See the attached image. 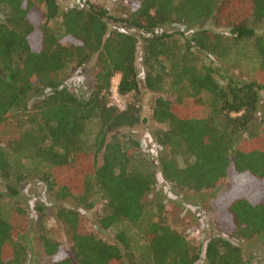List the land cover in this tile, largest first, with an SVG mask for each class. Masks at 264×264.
Listing matches in <instances>:
<instances>
[{
  "label": "trees",
  "instance_id": "trees-1",
  "mask_svg": "<svg viewBox=\"0 0 264 264\" xmlns=\"http://www.w3.org/2000/svg\"><path fill=\"white\" fill-rule=\"evenodd\" d=\"M207 20L187 35L158 32ZM262 22L264 0H127L117 14L89 2L61 10L58 0H0V125L15 115L21 121L19 136L0 144V178L15 183L0 190V264L27 260L30 219L17 183L31 179L61 202L55 210L35 206L50 264H252L239 243L264 235L263 199L243 191L219 203L227 230L195 246L167 220L163 193L147 196L159 178L198 192L246 174L264 188V132L242 136L264 90V35L255 31ZM239 43L253 48L262 80L230 74L227 57ZM93 57L92 84L79 94L67 85L68 68ZM116 75L123 108L111 103ZM145 93L155 158L131 131L147 120ZM98 204L104 230L155 208L144 252L137 255L123 229L113 241L84 230L83 211ZM49 216L68 236L67 251L47 229Z\"/></svg>",
  "mask_w": 264,
  "mask_h": 264
},
{
  "label": "rangeland",
  "instance_id": "rangeland-1",
  "mask_svg": "<svg viewBox=\"0 0 264 264\" xmlns=\"http://www.w3.org/2000/svg\"><path fill=\"white\" fill-rule=\"evenodd\" d=\"M60 9L73 5L83 6L85 2L94 5L103 6L110 11V13L117 14L118 6L127 0H85L84 3L80 0H58ZM209 21H201L189 27L167 25L162 29L163 31L181 30L185 35L190 32L209 27ZM258 34L264 35V22L255 27ZM230 62V74L239 79H246L247 77H257L262 80L263 75L256 73L257 69V56L252 47L247 43H239L234 51L227 57ZM138 69L141 73L140 62H138ZM68 71L72 76L67 83L71 89H74L79 94H85L92 84L93 76L96 71V60L91 58L83 66L74 68L70 66ZM118 79V75L114 76ZM152 94L145 93L143 96L142 116L147 118L146 121L140 123L131 131L136 137L140 139L145 150L149 153L151 158L156 157L155 146L152 138V131L155 128V123L150 119V103ZM20 116H11L6 122L0 125V144H5L11 139L19 136L20 132ZM264 132V90H260V99L258 110L255 119L244 132L243 137L248 136L251 132ZM180 165H184L181 157L177 158ZM28 168L37 167L43 169L46 166H39L37 161L23 162ZM159 178V177H158ZM15 184L14 180L4 181L0 178V190L5 189V183ZM259 184L250 176L238 175L229 176L228 178L221 179L215 187L198 192L194 191H179L169 184L162 181L160 178L152 193L147 196L152 198L154 192L159 190L163 193V201L165 203L166 216L169 223L186 234L188 240L195 246L205 242L210 236V233H217L227 230L222 222H218V205L221 202H227L233 197L238 196L243 191H247V195L251 199L264 200V188L259 190ZM264 187V186H263ZM19 189V198L21 203L27 209L30 224L28 225V232L25 236V241L28 244L27 260L25 264H50V258L44 254L40 247L39 232L35 226L36 211L35 206L43 204L51 210H55L61 202L53 200L47 193L43 184L38 185L34 180H28L24 183H17ZM260 188V187H259ZM101 205H96L92 209L83 211L86 219L82 223L84 230L93 231L96 235L107 241L114 240V234L120 229L128 232L131 244L137 253L144 252L142 233L148 228L149 224L157 218V212L154 207L150 206L149 212L137 223L121 221L118 224L110 227L109 229H101L98 225L97 218L100 214ZM52 215V214H51ZM221 220L223 219L220 218ZM47 229H50L52 234L62 242L63 252L68 250L69 238L65 234L62 227H60L53 217L49 216L46 220ZM243 250L244 256L251 260L252 264H264V235L255 236L247 241L239 243Z\"/></svg>",
  "mask_w": 264,
  "mask_h": 264
},
{
  "label": "built area",
  "instance_id": "built-area-1",
  "mask_svg": "<svg viewBox=\"0 0 264 264\" xmlns=\"http://www.w3.org/2000/svg\"><path fill=\"white\" fill-rule=\"evenodd\" d=\"M117 84H118V79L112 78L111 79V103L115 104L119 108L124 107V101L123 99L119 96L118 90H117Z\"/></svg>",
  "mask_w": 264,
  "mask_h": 264
}]
</instances>
